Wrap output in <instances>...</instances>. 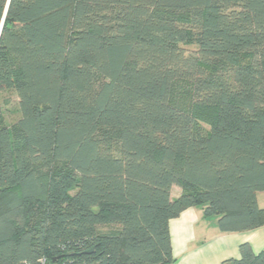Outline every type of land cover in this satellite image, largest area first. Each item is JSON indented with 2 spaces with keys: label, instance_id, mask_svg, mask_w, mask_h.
Instances as JSON below:
<instances>
[{
  "label": "trees",
  "instance_id": "obj_1",
  "mask_svg": "<svg viewBox=\"0 0 264 264\" xmlns=\"http://www.w3.org/2000/svg\"><path fill=\"white\" fill-rule=\"evenodd\" d=\"M262 192L264 0H0V264H174L171 220Z\"/></svg>",
  "mask_w": 264,
  "mask_h": 264
},
{
  "label": "crops",
  "instance_id": "obj_2",
  "mask_svg": "<svg viewBox=\"0 0 264 264\" xmlns=\"http://www.w3.org/2000/svg\"><path fill=\"white\" fill-rule=\"evenodd\" d=\"M181 191L171 189L175 199ZM257 204L264 208V193L257 194ZM217 217H205L202 208L183 211L169 222L174 264H222L229 259H239V246L249 244L253 253L264 249V226L252 231L223 234L217 228Z\"/></svg>",
  "mask_w": 264,
  "mask_h": 264
},
{
  "label": "rangeland",
  "instance_id": "obj_3",
  "mask_svg": "<svg viewBox=\"0 0 264 264\" xmlns=\"http://www.w3.org/2000/svg\"><path fill=\"white\" fill-rule=\"evenodd\" d=\"M188 51H195V47H185ZM178 84V83H177ZM188 88L185 86V84H178L174 91V96H176L174 99L179 104H184L188 99ZM264 193V192H262ZM261 193V194H262Z\"/></svg>",
  "mask_w": 264,
  "mask_h": 264
},
{
  "label": "water",
  "instance_id": "obj_4",
  "mask_svg": "<svg viewBox=\"0 0 264 264\" xmlns=\"http://www.w3.org/2000/svg\"><path fill=\"white\" fill-rule=\"evenodd\" d=\"M90 253V252H89Z\"/></svg>",
  "mask_w": 264,
  "mask_h": 264
}]
</instances>
